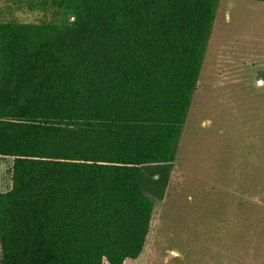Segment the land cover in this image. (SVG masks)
<instances>
[{
  "label": "trees",
  "instance_id": "obj_1",
  "mask_svg": "<svg viewBox=\"0 0 264 264\" xmlns=\"http://www.w3.org/2000/svg\"><path fill=\"white\" fill-rule=\"evenodd\" d=\"M5 1L74 22H0L1 264L137 260L221 0Z\"/></svg>",
  "mask_w": 264,
  "mask_h": 264
},
{
  "label": "rangeland",
  "instance_id": "obj_2",
  "mask_svg": "<svg viewBox=\"0 0 264 264\" xmlns=\"http://www.w3.org/2000/svg\"><path fill=\"white\" fill-rule=\"evenodd\" d=\"M71 25L67 11L0 22ZM13 158L0 156V193ZM144 252L126 264H264V3L221 0L197 92ZM2 249L0 245V264Z\"/></svg>",
  "mask_w": 264,
  "mask_h": 264
},
{
  "label": "flooded vegetation",
  "instance_id": "obj_3",
  "mask_svg": "<svg viewBox=\"0 0 264 264\" xmlns=\"http://www.w3.org/2000/svg\"><path fill=\"white\" fill-rule=\"evenodd\" d=\"M170 178H171V176H170Z\"/></svg>",
  "mask_w": 264,
  "mask_h": 264
}]
</instances>
